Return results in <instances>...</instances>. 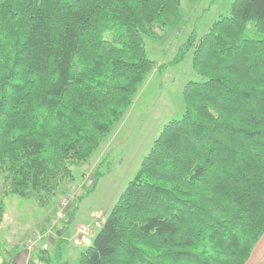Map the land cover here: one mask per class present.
I'll list each match as a JSON object with an SVG mask.
<instances>
[{"label":"trees","instance_id":"trees-1","mask_svg":"<svg viewBox=\"0 0 264 264\" xmlns=\"http://www.w3.org/2000/svg\"><path fill=\"white\" fill-rule=\"evenodd\" d=\"M179 3L0 0L2 195L47 206L74 180L151 71L147 26ZM190 45L201 79L75 264H244L264 232V0H233Z\"/></svg>","mask_w":264,"mask_h":264},{"label":"rangeland","instance_id":"rangeland-1","mask_svg":"<svg viewBox=\"0 0 264 264\" xmlns=\"http://www.w3.org/2000/svg\"><path fill=\"white\" fill-rule=\"evenodd\" d=\"M232 2L180 0L173 14L163 17L160 23L147 26L143 40L146 55L152 63L151 71L124 114L109 128L111 130L104 135L87 160L72 164L74 180L63 183L47 206L0 193V254L4 256L5 251L17 254L27 248V241L36 235L44 237V240L36 242L29 253L38 246H51L55 242L59 244L61 240L55 238V230L59 228L55 213L59 203L64 200L70 210L75 206L72 217H63L64 222L69 220L67 228L71 229L68 233L70 236L75 234L74 239L78 238L80 243H84L87 237L98 231L99 224L137 172L142 158L163 126L181 116L184 110V85L188 81L201 79L192 67L190 43L197 41L212 21L226 14ZM247 33L256 34L250 22ZM3 177L0 175V184ZM90 188L75 205L74 199ZM81 224L89 230V236L84 240L78 233ZM60 231L63 232V229ZM68 244L66 251L70 241ZM82 247H86V244H82ZM49 250L54 264L61 262L58 256L66 260L67 264H75L79 258L76 253L65 256L59 247H50Z\"/></svg>","mask_w":264,"mask_h":264},{"label":"crops","instance_id":"crops-1","mask_svg":"<svg viewBox=\"0 0 264 264\" xmlns=\"http://www.w3.org/2000/svg\"><path fill=\"white\" fill-rule=\"evenodd\" d=\"M80 222L81 221H79L77 223H80ZM60 224L57 226L59 228L57 230H55V234H56V236L58 238H62L63 239V240L60 239L61 241H63L62 242V249H61V251H64L65 256L66 255H70L71 253L79 254L85 248V247H82V244H86V246H87L91 242L92 236H90V238L87 237L86 238L87 240H85L84 243H83V241H82V243H80V240L78 238L76 240L74 239L75 234H73V236L72 235L70 236V234H68L69 233V230H71V229H68L67 228L68 227V222L67 223L66 222L62 223L61 224L62 227H61ZM60 229L61 230L63 229V232L60 231ZM58 231H60V232H58ZM69 241H70V247L67 248L68 251H66V247L69 245L68 244ZM5 253L6 254L4 256H3V254H0V264H2L4 262V260H6V259L7 260H11V264H12L13 261H14V258L16 256V253L15 254H10V252H8V251H5ZM244 264H264V232L259 237V239L257 240V242L253 245L252 250H251V253H250V256L245 261Z\"/></svg>","mask_w":264,"mask_h":264},{"label":"built area","instance_id":"built-area-1","mask_svg":"<svg viewBox=\"0 0 264 264\" xmlns=\"http://www.w3.org/2000/svg\"><path fill=\"white\" fill-rule=\"evenodd\" d=\"M68 205H67V202L64 200V201H61L59 203V206L56 210V220L55 221H58L60 220L63 216H64V213L65 211L67 210ZM78 233L79 235L81 236L82 240H84L89 234V230H88V227L86 225H83L81 224L78 228ZM42 237H40L39 235H36L34 237V239H30L27 241V248L30 249L36 242H38Z\"/></svg>","mask_w":264,"mask_h":264},{"label":"water","instance_id":"water-1","mask_svg":"<svg viewBox=\"0 0 264 264\" xmlns=\"http://www.w3.org/2000/svg\"><path fill=\"white\" fill-rule=\"evenodd\" d=\"M29 256V250L24 248L22 250H20L13 261V264H27V259Z\"/></svg>","mask_w":264,"mask_h":264}]
</instances>
